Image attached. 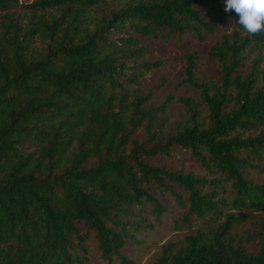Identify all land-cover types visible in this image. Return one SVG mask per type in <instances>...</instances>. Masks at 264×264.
Listing matches in <instances>:
<instances>
[{"label":"trees","instance_id":"obj_1","mask_svg":"<svg viewBox=\"0 0 264 264\" xmlns=\"http://www.w3.org/2000/svg\"><path fill=\"white\" fill-rule=\"evenodd\" d=\"M224 8L0 0V264H90L92 247L97 264H134L137 233L167 218L186 233L146 264H264V32ZM215 34L219 81L184 53L174 88L199 99L178 97L187 120L168 124L172 93L156 105L143 87L162 65L146 42Z\"/></svg>","mask_w":264,"mask_h":264},{"label":"rangeland","instance_id":"obj_2","mask_svg":"<svg viewBox=\"0 0 264 264\" xmlns=\"http://www.w3.org/2000/svg\"><path fill=\"white\" fill-rule=\"evenodd\" d=\"M25 1L30 2L31 0ZM223 28L225 29L226 26ZM218 37L219 34L211 35L204 42L190 39H186L183 42L172 41L169 43L160 40H148L146 42L147 58L159 57L162 59V65L151 73L148 77V81H143V87H145V90H153V103L156 105L160 104L169 93H172L173 99L169 103L168 110L165 114L168 118V124L185 122L187 120L188 111L177 100L178 97L192 96L199 99L197 90L188 84H182L177 88H174L177 82L184 77L182 69L185 62L183 56L184 53L195 51V54L197 55L196 76L199 81H219L220 71L218 65L208 56L210 44H212ZM162 79H165L166 81L163 82ZM161 82H163V84L158 87L157 85L161 84ZM200 110L201 122L207 124L208 117L206 106L201 104ZM180 158L186 161V170L200 175L204 174V170L200 169L187 154H180ZM255 182L264 183V177L258 175V177H255ZM242 230L243 227L236 228V231L238 232ZM185 233V228H175L170 218L164 219L163 223L156 225L153 229H143L139 231L137 235L142 241H144V243L137 246H130L126 253L134 261V264L150 263L160 254L161 245L163 243L170 239H181ZM97 263H99L97 260V254L92 247L90 264ZM115 264L118 263L115 262Z\"/></svg>","mask_w":264,"mask_h":264},{"label":"clouds","instance_id":"obj_3","mask_svg":"<svg viewBox=\"0 0 264 264\" xmlns=\"http://www.w3.org/2000/svg\"><path fill=\"white\" fill-rule=\"evenodd\" d=\"M224 11L235 13L236 21L251 35L264 32V0H225Z\"/></svg>","mask_w":264,"mask_h":264}]
</instances>
